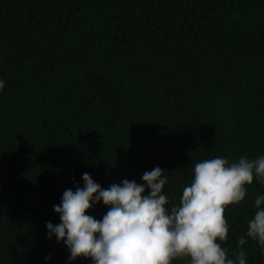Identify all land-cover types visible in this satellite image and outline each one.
<instances>
[{"label": "trees", "instance_id": "1", "mask_svg": "<svg viewBox=\"0 0 264 264\" xmlns=\"http://www.w3.org/2000/svg\"><path fill=\"white\" fill-rule=\"evenodd\" d=\"M0 79V264H91L45 225L82 173L107 188L158 165L170 207L196 162L264 154V0H0ZM245 187L218 242L264 264L238 246L264 194Z\"/></svg>", "mask_w": 264, "mask_h": 264}, {"label": "clouds", "instance_id": "2", "mask_svg": "<svg viewBox=\"0 0 264 264\" xmlns=\"http://www.w3.org/2000/svg\"><path fill=\"white\" fill-rule=\"evenodd\" d=\"M4 83L0 79V89ZM164 170L157 165L143 172L142 182L124 178L107 188L90 173H82L83 186L65 188L60 203L53 205L60 222L45 221L47 237L55 235L67 247L68 261L83 256L91 264H171L176 257H189V264H246L242 248L235 258H228L227 249L218 241L228 238L225 206L244 199L245 185L254 176L264 183V154L255 159L241 156L233 162L221 156L196 162L179 204L170 207H166ZM99 202L108 207L97 219L86 210ZM262 202L264 194L257 195L256 210L238 246L251 238L264 255ZM51 258V254L44 257Z\"/></svg>", "mask_w": 264, "mask_h": 264}]
</instances>
